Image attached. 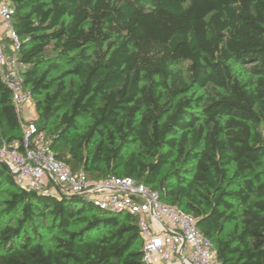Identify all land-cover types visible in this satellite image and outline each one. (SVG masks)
Segmentation results:
<instances>
[{"label": "trees", "instance_id": "trees-1", "mask_svg": "<svg viewBox=\"0 0 264 264\" xmlns=\"http://www.w3.org/2000/svg\"><path fill=\"white\" fill-rule=\"evenodd\" d=\"M11 3L55 157L88 179L157 191L197 219L222 264H264V0ZM0 142L22 150L1 79ZM0 187V264H144L132 213L27 190L2 161Z\"/></svg>", "mask_w": 264, "mask_h": 264}, {"label": "built area", "instance_id": "built-area-1", "mask_svg": "<svg viewBox=\"0 0 264 264\" xmlns=\"http://www.w3.org/2000/svg\"><path fill=\"white\" fill-rule=\"evenodd\" d=\"M15 8L0 0V79L11 91L20 120L22 150L0 142V161L13 172L16 183L27 190L48 189L90 197L101 209L136 216L144 264H222L214 244L197 227V219L160 200L157 191L130 177L91 180L73 174L58 160L51 140L35 124L31 91L24 84L28 64L19 55L20 39L14 29Z\"/></svg>", "mask_w": 264, "mask_h": 264}, {"label": "rangeland", "instance_id": "rangeland-1", "mask_svg": "<svg viewBox=\"0 0 264 264\" xmlns=\"http://www.w3.org/2000/svg\"><path fill=\"white\" fill-rule=\"evenodd\" d=\"M178 67L179 68H183L184 66L183 65H179ZM233 68H234V71H235V73H236V75L238 77H240L242 79H247V75H246L247 71H246L245 67H240V66L235 65ZM203 91H204L203 89L202 90H198V91H196V93H203ZM208 91H210V90H207L204 93H207ZM47 188H48V185L45 188H43V189H47ZM49 191L55 192V190H52V189H50ZM5 197L6 196L4 194V191L2 190V187H0V209H1L2 200L5 199ZM88 198H90V197H88ZM239 209H240V207L238 208V210ZM45 225H47V224L44 223V222H41L40 226L38 227V230L41 233V235L44 237V239L47 241L54 234V231L47 230Z\"/></svg>", "mask_w": 264, "mask_h": 264}, {"label": "water", "instance_id": "water-1", "mask_svg": "<svg viewBox=\"0 0 264 264\" xmlns=\"http://www.w3.org/2000/svg\"><path fill=\"white\" fill-rule=\"evenodd\" d=\"M69 195H77V194H71V193H70ZM196 223H197V221H196Z\"/></svg>", "mask_w": 264, "mask_h": 264}]
</instances>
